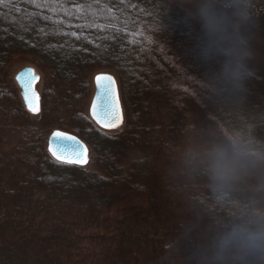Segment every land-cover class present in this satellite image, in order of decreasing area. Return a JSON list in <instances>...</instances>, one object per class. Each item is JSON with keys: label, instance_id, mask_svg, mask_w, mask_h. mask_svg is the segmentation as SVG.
I'll return each mask as SVG.
<instances>
[{"label": "trees", "instance_id": "trees-1", "mask_svg": "<svg viewBox=\"0 0 264 264\" xmlns=\"http://www.w3.org/2000/svg\"><path fill=\"white\" fill-rule=\"evenodd\" d=\"M89 1L80 4L83 1L48 0L47 7H37L26 0H13L17 11L0 8V125L23 118L10 84V68L17 57L26 56L42 71H45L42 65L48 64L47 70L60 100L58 104L62 107L68 105L71 98L70 102L74 100L73 123L81 129L79 131L92 137L95 151L88 165L59 164L48 154L44 135L34 134L35 129L31 127L29 135L22 137L11 152L0 149V264H97L96 257H106L108 264H118L132 246H140V241L150 234L157 251L168 245L169 238L174 246L188 252L195 250L191 249L193 246L194 254L199 256L209 250L216 252L221 238L234 225L254 229L264 224V189L261 188L264 186V81L251 91L253 77H258L239 62L237 56L213 38L189 12L178 11L171 1L165 5L159 0L158 8H172L173 18L179 19L183 14L196 20L190 25L180 21L178 28L167 26L166 34L171 40L167 44L172 45L177 33L187 32L190 39H197L196 46L200 49L190 52L189 48L194 49V45L187 41L184 47L186 52L189 49L188 62L197 57L204 63L208 56L218 59L224 71L213 80L219 84L229 83L232 95H237L232 97L234 99L249 95L242 112L237 100L232 106L218 105L209 95L202 69H182L187 74L180 75L182 63L173 61L163 70L161 60L153 55L155 47L142 45L135 38L128 44L101 37L100 28L129 34L140 24L132 19V14L117 16L105 10L115 18L103 15L88 7ZM150 1L144 0V3ZM81 8L84 13L79 18L75 13ZM125 21L129 25H124ZM6 28L11 29L10 32L4 31ZM71 29L82 31L76 33L78 40L83 39L76 44L78 48L65 41L55 42L61 33L74 34ZM22 32L25 37L21 38ZM141 33L159 52L166 50L156 36ZM49 57L55 63L48 62ZM127 61L133 62L136 69L132 77L128 69L121 70L124 85L128 87L127 96L121 94L125 123L119 132L106 133L81 113L89 90L87 77L90 72L104 68L100 65L118 69L119 63ZM148 70L153 72L150 78L145 73ZM238 83L241 84L236 85ZM172 87H183L201 107L169 97V109L164 114L160 112V102L151 95L152 88L167 92ZM221 89L224 91V85ZM45 99L42 98L40 112L46 120V128L56 123H70L64 117H68L65 109L57 111L52 107L51 97L49 102ZM11 107L17 108L15 116ZM188 111L195 119L193 125H189L190 129L194 126L193 130H186ZM129 113L134 115V121ZM216 124L223 127L232 143L242 146L248 161L239 179L225 186L213 183L199 158L193 155L198 152L202 157L203 150L214 143L210 132ZM63 131L85 140L79 133ZM85 142L90 146L87 140ZM102 150L110 151L106 160ZM159 191L163 195H158ZM135 196H145L146 202L134 205ZM127 198L131 199L130 204L117 207L112 217L104 214ZM238 198H242L238 201L239 209H233V202ZM214 203L218 204L217 210ZM261 211L262 220L255 217ZM229 212L236 216L241 213L242 217L234 218ZM153 223L161 228L159 234L150 232ZM98 225L103 235L99 231L88 233L80 229L86 226L97 230ZM169 228L178 231L165 237ZM55 238L58 247L54 245ZM151 254L152 250L146 256L148 263ZM159 259L162 258L158 255ZM187 262L193 264L194 259ZM205 264L213 262L205 261Z\"/></svg>", "mask_w": 264, "mask_h": 264}, {"label": "rangeland", "instance_id": "rangeland-1", "mask_svg": "<svg viewBox=\"0 0 264 264\" xmlns=\"http://www.w3.org/2000/svg\"><path fill=\"white\" fill-rule=\"evenodd\" d=\"M52 2H55V0H51ZM63 2L66 0H62ZM83 1L80 4H84V0H80ZM159 0H151L149 3H144V0H90L89 3H87L86 5L88 7H91L93 9H95L96 11H98L99 13L103 14V15H108V16H113L114 15H109L108 12L105 10H108L110 13L114 14L117 13L116 15L119 16L120 14L123 13H127V14H132L133 18L139 22V28H133L135 31L134 33H123V32H118L115 31L113 29H110L108 27H105L103 29L100 28V30L98 31L101 37H110V38H114L116 39L119 43H130L131 40H133V38L137 39L136 41H138L139 43H141L142 45H145L147 47H152L154 48V52L153 55L154 57L161 60L160 65L162 66L161 68L163 70H166V68L168 67V65H171V62H177L180 61L182 63L181 70H179V74L180 75H185L187 74V71H182L183 70H192V69H202L203 70V77L206 83H208L209 85V89H210V97L213 98V100L218 101L216 102L218 105L221 106H232L234 105L235 100H237L236 102L238 104L241 105V107L239 108L240 112L243 111V105L246 104V100L248 99V94L246 93V96H242L240 98H235V95H232L233 90L232 87L229 85V83L225 82L223 84H219L220 82L218 81H214L213 78H216L217 76H221L223 74V68L222 65L220 64L219 60L216 58H206L208 61L206 63H204V60L199 62V58L197 57L196 60H194L193 62H188L187 60V54L192 50V52H196L199 51V47L196 46L197 39L196 40H192V38H189V34L187 32H180L177 33L175 35V38L171 44H167L171 43L170 41V37L168 34V29L167 26H172L174 28H178L180 25V21H184L187 24L186 25H190V24H194L193 21L197 22H201L200 18H199V10L202 6H204L206 3H210L212 8L219 14L221 15L227 25L228 28V33L230 36L234 37V41L231 44H226L224 42H221L218 40L217 37H214L223 47L228 48V50L233 53L235 56H237L236 58H238V61L243 63L247 69L254 74L255 76H257L258 78L253 77L254 79V83L252 84V88L251 91H254V88L257 87L258 84H260V81H264V0H160L162 3H166L168 1H171L172 3L175 4V8L180 11V12H186V13H190L195 19L193 18H189L188 15H183L179 18V19H175L171 16L172 13V8H168L166 6V8L164 10H160L158 8V2ZM166 5V4H165ZM259 5V7H258ZM33 6V5H32ZM75 12V11H74ZM83 10L82 8L76 11V15L79 16V18L81 17V14H83ZM136 13V14H135ZM25 15V14H24ZM27 16L24 17L25 20H27ZM129 17V16H128ZM75 18V17H74ZM37 21H41L40 18L36 17ZM71 19V18H69ZM65 20V19H64ZM45 22V21H43ZM137 22V23H138ZM199 22V23H200ZM40 23V22H38ZM48 23V22H46ZM124 25H129L127 23V21L124 22ZM164 24L166 26H164ZM201 26H203L202 22L200 23ZM127 28V27H126ZM11 29L6 28V30L4 31H8L10 32ZM131 30V29H130ZM71 31L75 34V35H69L67 33H61L60 34V38H56L55 42L58 40L57 43L60 42H66L67 44H71V45H76L80 40L82 41L83 39H79L78 40V36H76V33H80L82 31L80 30H76V29H71ZM132 31V30H131ZM146 32L149 35H153L156 36L158 40H160L161 42H163V46L166 48V50L164 51H158L156 48H158L155 44L151 45L149 43H147L145 41V39L142 37V33ZM85 32V31H83ZM130 32V31H129ZM59 34V33H58ZM25 33H21L20 37L22 38L25 37L24 36ZM62 37V38H61ZM196 37V36H195ZM71 38H73V40H71ZM65 39V40H64ZM210 39V38H209ZM211 40V39H210ZM22 41L26 42L25 40L22 39ZM74 41V42H73ZM187 41H190L191 44L194 45V49L189 48L188 52L185 51V47ZM55 43V44H57ZM213 43V42H212ZM107 44H109V42H107ZM77 48L79 47L78 45H76ZM180 49H183L180 51ZM41 50V48H40ZM235 50V51H233ZM185 51V52H184ZM236 52H240L243 54V57L241 58V56L237 55ZM196 54V53H195ZM138 57L140 58L141 55H139L137 53ZM170 57H172L170 59ZM30 61V62H29ZM47 61H53V58H48ZM32 62H34V60L27 58L26 56L22 57H17V59H15L13 61V63L11 64V68H10V84L12 87V91L14 94V98L17 100H15L16 105L19 106V108L21 109V111L23 112L22 117L23 118H19L18 116V120L14 118V120H12L13 122L11 123H7L5 126H1L0 125V149H3V152H11L12 149H15L17 143H19L20 140H22V137H24L26 134H28L29 132V128H34L35 129V133H37V135H44L43 136V142L46 143L47 142V138L49 136V134L52 132V130L58 129L63 131L64 129H68L70 131H73L75 133H79L80 135H82V137L87 140L90 143V146L85 142V140H83L82 142L84 143V145L87 148V156H88V163L85 165H88L89 163H91V159H93L95 157L94 154V148H93V139L91 136H87L84 132L79 131L81 129H79L74 123H73V116H71V112L72 110H74V100L72 102L71 99L70 101H68L70 103V107H69V103L68 105H64L61 107L60 104V100H57V93L55 92V83L52 82L51 80V73L47 70L48 69V64H43L42 68L45 69V71H42L40 68H38L35 64H33ZM247 62V63H246ZM55 63V62H54ZM186 63H189L186 65ZM59 65V64H58ZM26 66H31L34 68V70L38 73L39 75V79L37 81L36 84V88L38 90L39 93V111L35 114L28 112L27 110H25L21 97L19 95V89L14 81V75L23 67ZM100 66H104L103 69L100 70H94L92 72L89 73L88 77H87V86L89 88L88 90V95L86 97V101H84V105H82V110L81 113L83 114V116L87 119H89L88 117V108H89V103H90V99L92 97V93H93V75L98 73V72H110L112 73L118 83V87H119V95H120V100H121V94L124 93V95L127 96V90L128 87L126 88L124 85V79H123V72L121 71L122 68L126 70L128 69V75L131 74V77L134 76V71L136 69V65L133 64V62L131 61H127V62H121L119 63V67L118 69L115 66L112 65H100ZM45 72V73H44ZM148 76V78H150V76L153 74L152 71H146L145 72ZM202 75V74H201ZM134 78V77H133ZM206 78V79H205ZM208 80V81H207ZM244 81V80H243ZM262 81V82H263ZM241 84V83H240ZM239 83L236 85H240ZM16 86V90H15V86ZM198 86V83L196 84ZM221 85H224V91L221 89ZM235 85V86H236ZM130 90V88H129ZM248 90V89H247ZM47 94H51L50 96H45ZM151 95L154 96V99L160 102V112H162L164 114V112L166 110L169 109V102L170 99H176L178 102H188L189 104L193 106H200L198 103H196L195 101L193 102L192 97L190 96V93H188L187 90H185L183 87H172L169 90L166 91H161L157 88H152L151 91ZM234 96V98H232ZM45 98V101H47L48 98V102H49V98L51 97V101H52V107H54L56 110L58 109H65L66 113H68V117L64 116L66 118V120H68V122L70 123H56L53 125H50V127L46 128L45 126H47L46 120L43 117V114H41L40 110H41V104L42 102H44L42 100V98ZM73 97V96H72ZM183 97V98H182ZM162 98V100H161ZM12 99V98H11ZM122 103V102H121ZM48 105V103H46ZM58 104V105H57ZM181 105V103H180ZM179 105V106H180ZM14 106V105H13ZM72 106V107H71ZM182 106V105H181ZM123 107V119L122 122L119 124L118 127H115L113 129H109V130H102L106 133H110V134H114L119 132V130H121L123 128V125L125 123V112H124V106L122 104ZM201 107V106H200ZM199 107V108H200ZM195 108V107H194ZM198 108V107H197ZM198 108V109H199ZM57 110V111H58ZM264 110V109H262ZM262 110H255L256 112H260ZM11 111L12 113L17 112V108L15 109V107H11ZM197 111V110H196ZM234 111V110H233ZM235 112V111H234ZM54 113L56 114L57 112L54 111ZM70 113V114H69ZM237 113V112H236ZM188 116H186L187 118V125L188 128L186 130H193L194 126H192V128L190 129L189 125H193V119L191 116V112H187L186 113ZM18 115H21L18 113ZM15 116V113H14ZM62 117V115H61ZM63 117V118H64ZM129 117H131V119L134 121V115L131 113H129ZM232 116H229V118H231ZM64 118V119H65ZM90 120V119H89ZM186 120V119H185ZM91 121V120H90ZM244 121H247V119H244ZM83 122L84 124L87 126L86 121L83 118ZM80 122V123H83ZM92 122V121H91ZM93 124V123H92ZM255 124H256V120H255ZM257 125V124H256ZM78 128V129H77ZM66 132V131H65ZM187 134H189V131H185ZM69 133V132H67ZM73 134V133H72ZM211 135H213V137L215 138V140L213 141L214 143H223V144H231L232 141L230 139V137L228 136L227 133H225V130L223 129V127L219 126V125H215V127L213 128V131L210 132ZM29 135V134H28ZM27 135V136H28ZM36 135V136H37ZM213 144V143H212ZM244 148L246 149V147L244 146ZM97 150V149H96ZM110 151H101V154H103V159L106 160L105 156L110 155L109 153ZM105 154V155H104ZM92 166V165H91ZM52 177L56 178L58 177L55 173L53 174H49ZM262 189H264V186L261 187ZM158 195H163L160 193ZM145 198V196H143ZM142 196L140 197H134L133 198V204H144L146 202V200L143 198ZM129 200L131 201V199L127 198V200L122 199L120 201H118L117 203H115L108 212L104 213L106 216H110L112 217V215H114V210L117 207H124L127 204H130ZM242 200V198H238V200H234L233 202V209H239V202ZM214 207L217 210V203L213 204ZM228 214H232V216H234V218H241V213L234 214L232 213H228ZM256 218H260V220H262L261 218H263V212H259L258 214H255ZM58 220V218H56ZM153 230L151 229L150 232L151 233H156L159 234L161 228L156 225L151 224ZM195 226V225H194ZM99 225L98 227H96L97 230H94L92 227L91 229L89 227H81V230H84V232H88L91 231H99ZM155 228V229H154ZM90 231V232H91ZM175 231H178L175 228H169L167 234H165V237L174 234ZM99 232H101L100 234L103 235V230H100ZM152 238V234L149 235V237L143 239L142 241H140V246L138 245H134L131 247V251L127 254V256L125 258H120L118 264H147L148 263V257L147 254L149 253V251L151 252L152 250V254L150 255L149 261L150 263L148 264H154L155 261L157 260L156 264H162V261L164 262V260L167 257L166 261L163 264H190L189 262H187L190 259H194L193 264H205V261H209L210 263L213 262L212 257L214 256L215 252L210 251L209 253L206 252L202 253L201 255H196L194 254V251L196 250V248H194L192 246L191 249H195L192 251H187L186 249H181L178 245L174 246V241L170 242L169 238L168 240V245L164 248V249H159V251H157L156 245L154 244L155 241H151ZM156 240V239H155ZM157 241V240H156ZM54 245H56L58 247V240L55 238L54 239ZM85 242H83L84 244ZM138 246V247H137ZM113 248H115V245H113ZM115 250V249H114ZM213 253V254H212ZM205 254V255H204ZM158 255L162 258L158 260ZM98 256V255H97ZM164 258V259H163ZM97 264H108L106 261V257H103L101 259V257H96V261ZM64 264H68V263H64ZM73 264H77V262H73ZM87 264V263H84Z\"/></svg>", "mask_w": 264, "mask_h": 264}, {"label": "clouds", "instance_id": "clouds-1", "mask_svg": "<svg viewBox=\"0 0 264 264\" xmlns=\"http://www.w3.org/2000/svg\"><path fill=\"white\" fill-rule=\"evenodd\" d=\"M199 18L211 36L226 44L234 41V37L228 33L224 18L210 3L200 8ZM236 54L243 57L240 52ZM193 155L199 158L211 181L221 186L239 179L240 174L248 167V161L238 142L213 143L203 150L202 157L198 152ZM212 260L213 264H264V224H258L254 229L245 225H234L221 238Z\"/></svg>", "mask_w": 264, "mask_h": 264}, {"label": "snow or ice", "instance_id": "snow-or-ice-1", "mask_svg": "<svg viewBox=\"0 0 264 264\" xmlns=\"http://www.w3.org/2000/svg\"><path fill=\"white\" fill-rule=\"evenodd\" d=\"M26 2L33 3L37 7L48 6V0H45L43 4L40 0H26ZM0 8H8L9 11L18 10L13 5V0H0ZM16 79L21 88L26 109L33 114L37 113L39 96L34 90V83L39 77L32 69H26L19 73ZM95 83L97 94L91 107L92 118L102 127H118L122 122V114L115 80L110 75H98L95 77ZM48 151L59 164L83 166L88 163V150L85 145L76 137L59 131L52 134Z\"/></svg>", "mask_w": 264, "mask_h": 264}, {"label": "water", "instance_id": "water-1", "mask_svg": "<svg viewBox=\"0 0 264 264\" xmlns=\"http://www.w3.org/2000/svg\"><path fill=\"white\" fill-rule=\"evenodd\" d=\"M26 69H32V70L34 71L35 75L39 77L38 73H37V72L34 70V68L31 67V66H26V67L21 68V69H20V70L14 75V81H15V83H16L18 89H19V95H20V97H21V100H22V103H23V106H24L25 110H27V109H26V107H25L24 100H23L22 95H21V88H20V86H19V84H18V82H17L16 77H17V75H18L19 73H21L22 71H24V70H26ZM98 75H110V76L113 77V79L115 80L116 88H117V93H118L119 101H120V108H121L122 119H123V107H122V103H121V100H120L119 87H118V83H117V80H116L115 76H114L112 73H110V72H98V73L94 74V75H93V79H92V82H93V93H92V97H91V99H90V103H89L88 117H89V119L92 121V123H93L97 128H99V129H101V130H109V129H113V128H105V127H102L101 125H99V124L96 123V121L92 118V115H91V107H92V103H93V101H94V99H95V96H96V94H97V87H96V83H95V77L98 76ZM37 81H38V80H37ZM37 81H35V83H34V90H35V92H36V93L38 94V96H39L38 90H37V88H36ZM39 99H40V98H39ZM27 111H28V110H27ZM28 112H29V111H28ZM57 131L62 132V133H65V134L70 135V136H74V137H76L75 135L70 134V133H67V132H65V131H61V130H53V131L49 134V136H48V138H47V146H46L47 152H48V154H49L51 157H52V155H51L50 152L48 151V148H49V140H50V138L52 137V134H53L54 132H57ZM76 138H77V137H76ZM77 139H78L82 144H84L79 138H77ZM85 147H86V146H85ZM52 158H53V157H52ZM53 159H54V158H53ZM54 160H55V159H54Z\"/></svg>", "mask_w": 264, "mask_h": 264}]
</instances>
